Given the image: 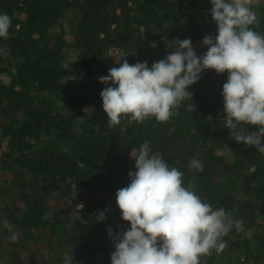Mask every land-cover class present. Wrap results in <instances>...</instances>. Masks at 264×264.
<instances>
[{"label": "trees", "instance_id": "16d2710c", "mask_svg": "<svg viewBox=\"0 0 264 264\" xmlns=\"http://www.w3.org/2000/svg\"><path fill=\"white\" fill-rule=\"evenodd\" d=\"M211 7L210 0H0L12 21L9 38H0V221L13 225L0 223V264H111L108 229L130 227L116 192L130 183V153L145 140L184 173V186L243 221L201 264H264V153L229 139L227 72L204 70L190 86L193 110L185 100L166 122L123 117L110 125L102 107L99 77L121 60L151 66L175 38L206 52L203 37L217 32ZM250 7V27L264 35V0ZM193 157L203 171L189 167Z\"/></svg>", "mask_w": 264, "mask_h": 264}, {"label": "clouds", "instance_id": "9594fccd", "mask_svg": "<svg viewBox=\"0 0 264 264\" xmlns=\"http://www.w3.org/2000/svg\"><path fill=\"white\" fill-rule=\"evenodd\" d=\"M251 2L210 0L217 32L203 37L207 50L201 55L190 38H175L173 51L151 66L146 60L130 64L124 59L99 77L106 85L100 96L109 124H120L123 117L137 123L153 117L166 122L185 100H190L188 107L193 110L190 86L204 70L212 69L228 74L221 95L229 139L264 153V35L250 27L256 23ZM11 27L9 14L0 12V38H9ZM250 125L259 127L249 132ZM130 155L136 170L129 171L130 183L116 192L121 218L130 227L115 234L108 229L114 242L111 264H201V256L224 250L227 241L222 237L233 228L243 229V221L230 211L214 208L184 186V173L161 153H153L150 141ZM189 167L203 171L195 157ZM106 212H99L96 219L106 220ZM0 223L12 231L9 221ZM17 238L18 233L12 232L10 239Z\"/></svg>", "mask_w": 264, "mask_h": 264}, {"label": "rangeland", "instance_id": "374dc122", "mask_svg": "<svg viewBox=\"0 0 264 264\" xmlns=\"http://www.w3.org/2000/svg\"><path fill=\"white\" fill-rule=\"evenodd\" d=\"M203 46H205V45H203ZM199 47L201 48L202 45H199ZM70 50H71V49H69L68 52H69ZM113 57H115V58H120L119 55H113ZM1 78L3 79L4 82H8V81L10 80V79L8 78V76H6V75H1ZM80 208H81V205H79L77 209H80Z\"/></svg>", "mask_w": 264, "mask_h": 264}]
</instances>
